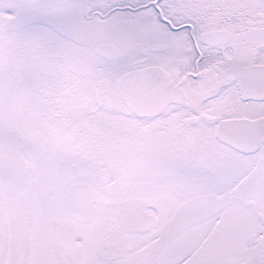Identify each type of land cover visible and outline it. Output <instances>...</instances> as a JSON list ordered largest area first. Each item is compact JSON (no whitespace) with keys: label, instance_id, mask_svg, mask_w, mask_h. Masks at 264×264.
Returning a JSON list of instances; mask_svg holds the SVG:
<instances>
[{"label":"snow or ice","instance_id":"snow-or-ice-1","mask_svg":"<svg viewBox=\"0 0 264 264\" xmlns=\"http://www.w3.org/2000/svg\"><path fill=\"white\" fill-rule=\"evenodd\" d=\"M0 264H264V0H0Z\"/></svg>","mask_w":264,"mask_h":264}]
</instances>
